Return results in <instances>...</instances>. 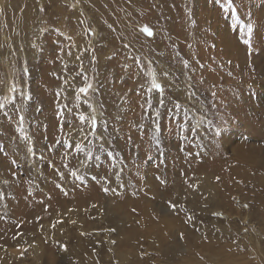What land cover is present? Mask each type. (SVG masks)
<instances>
[{
  "label": "rangeland",
  "instance_id": "1",
  "mask_svg": "<svg viewBox=\"0 0 264 264\" xmlns=\"http://www.w3.org/2000/svg\"><path fill=\"white\" fill-rule=\"evenodd\" d=\"M53 1L0 0V264H264V0Z\"/></svg>",
  "mask_w": 264,
  "mask_h": 264
},
{
  "label": "bare ground",
  "instance_id": "2",
  "mask_svg": "<svg viewBox=\"0 0 264 264\" xmlns=\"http://www.w3.org/2000/svg\"><path fill=\"white\" fill-rule=\"evenodd\" d=\"M50 1H52V4H55L56 2L55 1H53V0H50ZM66 1V0H65ZM85 1V0H84ZM89 1V4L90 5H95L96 3H97V1L96 0H88ZM93 3V4H92ZM52 4H51V6H52ZM59 5H61V9L63 8V3H61V4H59ZM54 8V7H53ZM52 8V9H53ZM58 8H59V6H56V9H55V11L57 12V10H58ZM32 10V9H31ZM26 17V16H25ZM25 17H24V19H25ZM103 17V16H102ZM61 21V20H60ZM76 21V20H75ZM12 26V25H11ZM63 30V29H62ZM78 34H79V36H76V37H85V35H84V31L82 30V29H80L79 27H78ZM18 30L16 29L14 32H17ZM21 31V30H20ZM75 31V30H74ZM63 32H64V30H63ZM73 32V31H72ZM70 33V32H69ZM14 34H16V33H14ZM72 34V33H71ZM23 40H25L26 42H25V46H26V49H28L29 51V53L31 54V56L32 57H37V55H36V52H37V50L38 49H36V45L34 44V42H32V37L30 38V35H29V32L28 31H25L23 34ZM107 35V34H106ZM64 36H67L66 35V33L64 32ZM40 37V36H39ZM58 37H62V36H58ZM73 37H75V36H73ZM104 42V41H103ZM1 43V42H0ZM1 45V44H0ZM237 51V50H236ZM28 53V54H29ZM237 53V52H236ZM29 54V55H30ZM233 56V55H232ZM250 65H251V63H250ZM66 78V77H65ZM63 79V80H67V79ZM68 81V80H67ZM68 83V82H67ZM69 84V83H68ZM263 87V86H262ZM258 97H260V96H258ZM79 136V135H78ZM154 178V177H153ZM155 179V178H154ZM148 181H150V179L148 180ZM152 181V180H151ZM172 222V221H171Z\"/></svg>",
  "mask_w": 264,
  "mask_h": 264
},
{
  "label": "snow or ice",
  "instance_id": "3",
  "mask_svg": "<svg viewBox=\"0 0 264 264\" xmlns=\"http://www.w3.org/2000/svg\"><path fill=\"white\" fill-rule=\"evenodd\" d=\"M233 2V0H229V3L231 4ZM142 31L144 32V33H146L148 36H151L152 35V32L149 30V28L148 27H144L143 29H142ZM244 43L246 44V45H249L250 44V40H244ZM160 85L158 84V83H156L155 81H153V83H152V88H155V89H160ZM89 88H91V85L89 84L87 87H82V88H80L79 89V91L81 92V93H85V94H87V92H88V90H89ZM4 107V104L3 103H0V108H3ZM85 118L83 117V116H81L80 117V120L81 121H83ZM20 120H21V122L23 121V117H21L20 118ZM93 126H95V121H93ZM69 147H71V145H68ZM75 147H76V149H81V145L79 144V143H77L76 145H75ZM4 151V149L3 148H0V152H3ZM29 151H31V149H29ZM88 155V157L89 158H91V153H88L87 154ZM72 175H76V173L75 172H73L72 173ZM105 191H107V189H105Z\"/></svg>",
  "mask_w": 264,
  "mask_h": 264
}]
</instances>
